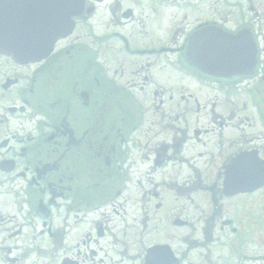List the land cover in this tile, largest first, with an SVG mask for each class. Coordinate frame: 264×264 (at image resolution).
I'll use <instances>...</instances> for the list:
<instances>
[{"label":"flooded vegetation","instance_id":"1","mask_svg":"<svg viewBox=\"0 0 264 264\" xmlns=\"http://www.w3.org/2000/svg\"><path fill=\"white\" fill-rule=\"evenodd\" d=\"M74 4L0 0V28ZM67 30L0 52V264H264V0H81Z\"/></svg>","mask_w":264,"mask_h":264},{"label":"water","instance_id":"2","mask_svg":"<svg viewBox=\"0 0 264 264\" xmlns=\"http://www.w3.org/2000/svg\"><path fill=\"white\" fill-rule=\"evenodd\" d=\"M77 2L79 4H77ZM81 7V0H75L74 5H70L69 13L59 18V31L54 32L52 36L45 38H8L5 35L4 29L0 28V52L11 57L17 63H34L46 58L52 51L53 45L60 39L65 37L69 31L67 30L68 21L72 16L77 15V10ZM2 24V23H1ZM195 40L191 41L189 53L184 57L185 62L196 68L197 54ZM220 57V56H219ZM217 56H203V60H208L210 63ZM251 63L253 54L250 55ZM212 59V61H211ZM200 61V60H199Z\"/></svg>","mask_w":264,"mask_h":264}]
</instances>
